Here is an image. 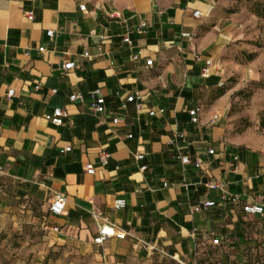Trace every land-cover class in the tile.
<instances>
[{
  "label": "crops",
  "instance_id": "crops-1",
  "mask_svg": "<svg viewBox=\"0 0 264 264\" xmlns=\"http://www.w3.org/2000/svg\"><path fill=\"white\" fill-rule=\"evenodd\" d=\"M258 24L264 21L245 0H0V201L29 197L48 212L64 194L65 213L49 214L41 226L52 246L75 247L91 264H149L154 251L199 264L216 240L225 250L244 243L248 220L259 221L264 240V217L243 209L264 205V137L256 134L264 106L244 113L255 128L234 134L233 93L219 94L222 57L233 42L256 53L240 65L244 82L264 77ZM207 59L214 65L204 76ZM67 62L75 68L64 70ZM96 89L103 115L92 107ZM131 95L141 97L140 108L127 101ZM197 106L200 122L193 124L189 110ZM55 108L68 113L62 127L45 118ZM186 155L192 164L181 162ZM119 198L127 201L123 210L115 209ZM205 201L216 205L194 212ZM104 218L127 237L96 244ZM234 259L244 262L240 254Z\"/></svg>",
  "mask_w": 264,
  "mask_h": 264
},
{
  "label": "rangeland",
  "instance_id": "rangeland-1",
  "mask_svg": "<svg viewBox=\"0 0 264 264\" xmlns=\"http://www.w3.org/2000/svg\"><path fill=\"white\" fill-rule=\"evenodd\" d=\"M254 3L255 0H245L249 11L253 9ZM258 29L261 33L256 44L260 46L259 43L264 42V24H258ZM248 43L254 45L255 41ZM243 47L242 42H233L231 51L222 57L225 62L221 70L225 80L221 89H224L226 94L233 93L229 117L235 125L234 134H243L248 128H255L256 124L249 117H245L244 113L254 109L261 110L264 106V89L256 88L251 82L243 80L245 69L240 65L249 63L246 58L248 49ZM259 90L263 92L257 94ZM256 134L264 137V131L260 129L256 130ZM6 200L4 203L0 201V264H91L85 257L81 258L75 247L52 246L48 240L50 230L41 226L48 214L42 210L39 201L32 202L29 197L22 196L16 199L13 195ZM258 222L246 221L244 243L230 245L228 250L217 248L216 258L231 256L232 260L227 264H264V244L259 242L258 231L255 230ZM159 254L154 251L149 258V264H182L178 260L163 258ZM239 254L244 256V262L234 259ZM223 264H226V261Z\"/></svg>",
  "mask_w": 264,
  "mask_h": 264
},
{
  "label": "built area",
  "instance_id": "built-area-1",
  "mask_svg": "<svg viewBox=\"0 0 264 264\" xmlns=\"http://www.w3.org/2000/svg\"><path fill=\"white\" fill-rule=\"evenodd\" d=\"M81 10L85 11L86 6L85 5H81ZM114 17H117L116 14H113ZM28 17L30 19L33 18L31 13H28ZM194 17L195 18H200L202 17V13L200 11H196L194 13ZM146 23L142 24V27H145ZM49 36H53V32L50 31ZM184 37L187 38H191L192 35L191 34H184ZM124 42L127 44H131V39L128 35H126V37L124 38ZM41 51H43V49H41ZM139 59V55L138 54H134L133 55V60H138ZM146 65L147 67H151L153 65V61L148 59L146 61ZM214 63L212 59H207L205 60V65L202 69V74L204 76H208L210 74L211 68L213 67ZM64 70H71L75 68V63L74 62H67L64 65ZM14 90H10L8 92V97H13L14 95ZM56 92V91H54ZM90 96L94 99L92 107L93 110L98 113V114H105L106 113V104H105V98L104 95L102 93V91L100 89H96L93 92L90 93ZM77 99H83V97L79 96V95H73L70 97L71 101H76ZM128 102H136L138 107L140 108L142 106V100L141 97L139 95H131L130 97H128L127 99ZM127 107L126 102L122 103L121 105V109L125 110ZM202 109L200 106L194 107L192 109L189 110V114L191 117V121L193 124H198L200 122V113H201ZM155 113L151 112L150 115L153 116ZM46 120L52 122L54 125L58 126V127H62L66 124V120L68 118V113L65 109L63 108H55L53 110V112L51 114H47L45 115ZM120 120L119 118H114V123H119ZM71 148L67 147L66 151H70ZM214 150L210 149L209 150V154H214ZM109 157V154L107 152H103L101 154V161L103 163H106L107 158ZM137 161H142L145 158L144 154H137L135 156ZM235 159L237 160L238 158L235 157ZM180 160L183 164L185 165H190L192 164V160L189 156H181ZM201 161L197 160L195 161L194 165L196 167L200 166ZM141 171H146L147 170V166L146 165H142L141 166ZM90 174L94 173V169L90 168L87 171ZM5 171L2 167H0V185L2 182V177L4 176ZM236 200H239V198L237 197ZM67 203H68V199L64 194H56L54 196V198L52 199V201L50 202L49 205V209L48 212L50 215L52 216H62L65 213L66 207H67ZM216 205V203L214 201H205L203 204L197 206L194 208V212L196 213H200L203 211H207L210 208L214 207ZM127 207V201L124 198H119L116 200L115 202V209L116 210H123ZM244 212L252 217H264V205L261 203H256V202H252L249 204L244 205ZM52 231L54 232H60V229L58 227H53ZM127 233H125L124 231H119L117 226L111 222L108 219H102V224L99 226L98 229V236L95 239V243L98 245H102L106 240L110 239V238H118V239H124L127 237ZM214 245H219V241H214ZM163 255L167 256V257H171L174 259L173 256H171L168 253L162 252ZM183 264V262H181Z\"/></svg>",
  "mask_w": 264,
  "mask_h": 264
},
{
  "label": "trees",
  "instance_id": "trees-1",
  "mask_svg": "<svg viewBox=\"0 0 264 264\" xmlns=\"http://www.w3.org/2000/svg\"><path fill=\"white\" fill-rule=\"evenodd\" d=\"M250 12L252 14L256 15L260 20L264 21V1H260V0L255 1L253 9H251ZM255 57H256V53H247L246 54V58L248 59V62H252L255 59ZM251 83L254 84L256 88L264 89V77L260 81H252ZM219 94L220 95L225 94V90L220 89ZM259 129L264 131V114L261 115V117H260ZM47 214L49 215V212H47ZM257 226H258V223H257ZM259 242L264 244V240H261ZM210 247H211L212 255L211 254L206 255L203 253L200 254V256L198 258V263L199 264H223L224 263L223 258H219V257L216 258V253H215V252H217V248H224L223 244H220V245L212 244V245H210ZM159 255H161L163 258H170V259L174 260L173 258L167 257L163 254H159Z\"/></svg>",
  "mask_w": 264,
  "mask_h": 264
}]
</instances>
